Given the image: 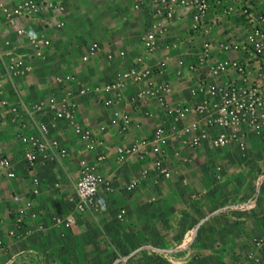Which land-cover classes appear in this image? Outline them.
Segmentation results:
<instances>
[{"label":"built area","instance_id":"2783aa9c","mask_svg":"<svg viewBox=\"0 0 264 264\" xmlns=\"http://www.w3.org/2000/svg\"><path fill=\"white\" fill-rule=\"evenodd\" d=\"M160 1L156 17L163 23H156L142 36V54L130 59L121 50L116 57L107 56L103 60L105 67L116 61L128 64L106 79L82 78L78 68L57 74L52 89L38 100L24 97L20 81L34 72L37 63L47 61L55 49L47 32L34 29L44 10L33 0H21L12 10L3 8L5 28L11 38L0 44V107L8 117L20 150L17 155L0 156V175L11 181H29L32 198L39 194L38 188L44 182L39 172L57 170L60 177L53 180L52 188L61 190L64 182L73 188L68 197L71 212L53 219L58 228H73L76 215L95 217L104 213L115 188L116 176L106 172L110 158L119 166L132 160L142 165L140 173L124 187L126 194H134L149 178L154 183L170 180L174 160H188L183 154L192 156L205 147L244 151L251 135L264 139V0ZM213 6L220 8L216 23L241 20L243 38H207L195 61L188 62L180 56L176 75L188 72L197 75V81L190 89L188 101H174L171 82L158 79L167 75L169 58L154 64L150 58L161 50L170 53L178 48L162 40L168 37L172 22L182 15L191 17L190 31L209 36V13ZM54 9L61 11L59 6ZM63 26V22L58 25ZM101 52V45L92 42L79 54L80 66L89 70L99 63ZM238 54L245 59L232 57ZM83 100L107 111L102 125L94 128L83 123ZM150 106L157 113L146 111L144 115L157 122L150 135L137 137L135 129L140 124L134 113ZM63 128L70 130L75 149L62 138ZM110 135L120 142L111 143ZM72 160L76 166L71 171L68 163ZM216 169V179L220 180L222 168ZM263 181L264 174L258 187ZM14 202L17 229L9 233L16 241H22L30 231L26 224L37 215L29 211L30 200L25 204L16 194ZM245 205L251 207L252 202ZM127 215V210L121 208L117 220L122 222ZM1 245L2 242L0 249ZM195 245L196 235L189 231L178 245H147L130 254H117L112 264H132L144 251L156 255L164 264H203L195 255ZM19 255L34 257L31 250ZM240 264H264V236L253 240Z\"/></svg>","mask_w":264,"mask_h":264},{"label":"crops","instance_id":"0c3cea01","mask_svg":"<svg viewBox=\"0 0 264 264\" xmlns=\"http://www.w3.org/2000/svg\"><path fill=\"white\" fill-rule=\"evenodd\" d=\"M219 12V7H212L209 13L212 30L207 37L200 31H190L191 17L188 15H182L172 22L168 39L164 43L175 44L178 48L170 53H162L165 55H162L160 59L167 56L169 68L165 78L158 79L171 82L174 101H188L190 89L197 81V75L188 72H184L183 76L176 75L177 60L180 56H185L188 62L195 61L202 43L207 38L222 40L232 35L243 38L244 28L241 20L231 19L216 23ZM232 57L245 59L242 54L232 55ZM97 66L98 63L89 69L87 78H99L96 74H92V70ZM116 71L114 70L113 73ZM111 75L112 73L110 77ZM146 111H150L153 115L157 113L154 106L137 110L134 113L137 123L140 124L139 129H135L137 137L150 135L157 122V119L146 118L144 115ZM80 115L85 125L97 128L106 121L107 111L83 100L80 105ZM62 138L72 147V143L64 135ZM110 141L115 144L120 142V139L110 135ZM185 157L188 158L186 163H190L188 166L193 168L192 172L195 168L198 169L200 164L205 167L208 163L211 167L209 172L214 178L217 174L216 168L221 166V179L214 182L215 185H201L203 188H144L147 185L157 184L149 178L143 182L136 193L126 194L125 185L132 177L140 173L142 165L132 160L127 165L119 166L114 158H110L106 172L116 176L115 187L123 182L125 185L122 188H114L113 194L108 198L104 213L95 217L76 215V224L71 229L58 228L53 222L55 217L71 212L68 197L73 192V188H69L67 182L63 183L64 188L61 190L52 188L53 180L60 177L57 170L49 168L39 172L44 182L38 188L39 194L35 199L29 196L32 189L28 188L31 186L29 181L6 179L13 183L17 194L20 193L25 198L23 201L25 204L28 200L31 201L29 211L37 215L30 221L33 226L32 233L23 245L32 249L34 256L41 253L47 262H50L47 264H88L86 262L88 260L91 264H98L105 251H109L114 259L117 254H130L147 245L169 247L176 240L178 233L173 232L171 228L168 233L161 231L159 213L152 218L141 217L139 210L144 206L139 200L137 201L135 195L160 196L167 190H173L179 197L181 194L179 192L183 189L187 191L190 189L195 194H203L200 198L203 199L200 206L198 205L200 199L193 201L195 203L193 209L197 210L198 207L208 209L205 217L196 218L198 222H194L195 227L187 231H194L197 243L206 242L200 248L202 256L218 258V262L216 261L218 264L242 263L243 257L251 249L253 240L264 236V181L258 187L259 180L264 174V139L251 135L244 151L238 148L216 151L205 147L192 156L185 154ZM179 161L174 160L172 163V177L180 171L177 165ZM75 166V160L68 163L71 171L75 170ZM167 181L169 180H160L158 185ZM249 202H252L251 207L245 205ZM121 208H125L128 212L127 218L122 222L117 220V213ZM210 209L212 211H209ZM183 219L185 218L178 216L176 225L177 223L190 225V222ZM164 223L172 225L174 222L166 219ZM200 259L203 264H206L205 258ZM132 264H164V262L151 252L144 251L135 258Z\"/></svg>","mask_w":264,"mask_h":264},{"label":"rangeland","instance_id":"374dc122","mask_svg":"<svg viewBox=\"0 0 264 264\" xmlns=\"http://www.w3.org/2000/svg\"><path fill=\"white\" fill-rule=\"evenodd\" d=\"M20 1L0 0V44L11 38L10 33L5 28L3 8L12 10L15 3ZM33 1L44 10L43 14L39 16L38 23L35 24L34 29L47 32L55 44V49L47 61L37 63L34 72L20 81V89L24 97L30 100L44 98L52 89V80L57 74L78 68L82 78H86L89 70L80 66L78 58L79 54L83 53L85 48L92 42H98L102 48L100 61L96 69L92 70V74L106 79L107 75L113 73L114 70H121L128 64L127 61L125 65L116 61L110 67H105L103 60L107 56L116 57L119 51L125 50L130 59L136 58L142 54V36L149 32L156 23H163L156 17L157 10L161 9L160 0ZM54 6H59L61 11L55 10ZM60 22L64 23L61 28L58 27ZM167 39L164 38L162 41L165 42ZM162 53L165 52L161 50L152 56L150 58L151 64H154L162 55H165ZM61 132L72 143V148L74 147L75 149V141L70 130L63 128ZM19 150L20 146L16 140L13 128L7 115L4 114L0 107V156L10 153L17 155ZM183 155L185 156V154ZM189 164L185 161L177 162L180 171L175 173L171 180L160 183V185L151 183L152 186L147 185L144 188H203L201 185H215L214 182L219 181L209 172L211 167H209L208 163H206L205 167L200 164L197 167L198 169L195 168L193 172L191 170L193 168L188 166ZM188 167H190L189 170ZM124 185L125 182L120 185L117 184L115 188H122ZM16 194L13 183L0 175V242H2L0 264L50 263L47 262L41 253L35 254L34 257L19 255L20 252L33 251L23 245L31 235L33 226L31 222L26 224L30 231L29 235H26L22 241H16L11 237L9 232L17 229V205L14 202ZM18 194L25 201V198L20 193ZM179 194L180 196L177 197L175 191L167 190L165 194H160V196L154 194H150V196L145 194L135 195L137 201L139 200L144 206L139 210L141 217L152 218L156 216V213H159L161 231L168 233L171 228L173 232L178 233L176 240L170 244L171 246L178 245L184 234L195 227L194 222H198L196 218L205 217V213L208 212V209H203L202 207H198L199 209L197 210L193 209L195 207L193 201L199 200L203 196L202 193L195 194L190 189L188 191L183 189ZM35 198V195L32 196V199ZM200 200L198 202L199 206L203 199ZM209 211H212V209ZM193 213L195 214L192 217ZM178 216L185 218L183 220L190 222V225H179L178 223L176 225L175 222L178 221ZM166 219L172 220L174 223L172 225L166 224L164 223ZM203 244H206V242H196L195 255L199 259L205 258L207 260L206 264H218L216 263L218 258H210L208 255L202 256L200 248ZM214 259L217 260L214 261ZM99 261L100 263L98 264H112L113 257L109 251H105ZM86 262L91 264L90 260Z\"/></svg>","mask_w":264,"mask_h":264}]
</instances>
